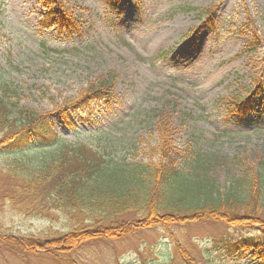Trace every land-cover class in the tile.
<instances>
[{
    "label": "rangeland",
    "instance_id": "rangeland-1",
    "mask_svg": "<svg viewBox=\"0 0 264 264\" xmlns=\"http://www.w3.org/2000/svg\"><path fill=\"white\" fill-rule=\"evenodd\" d=\"M62 1L69 11L53 14L41 0H0V85L12 92L13 118H24L19 109L35 112L61 146L87 145L118 172L166 161L163 146L201 188L173 211L203 207L210 195L244 197L243 179L257 174L264 156V0ZM110 75L109 98L67 107ZM243 100H252L253 111L244 113ZM12 131L0 127V264H52L46 252L20 245L69 232L74 222L56 209L35 215L19 202L29 174L59 147L43 141L41 149V134L33 150L5 147L17 139L7 136ZM203 216L145 228L124 242L87 243L72 257L182 264L178 243L191 264H264V251L230 252L233 242L262 233L258 223Z\"/></svg>",
    "mask_w": 264,
    "mask_h": 264
},
{
    "label": "trees",
    "instance_id": "trees-1",
    "mask_svg": "<svg viewBox=\"0 0 264 264\" xmlns=\"http://www.w3.org/2000/svg\"><path fill=\"white\" fill-rule=\"evenodd\" d=\"M41 2L53 14L61 10L63 13L65 10L69 11L65 9L66 5L62 0ZM206 13L211 16L208 10ZM253 44L257 45L255 41ZM113 79L114 76L110 75L107 79L102 78L91 84L79 101L71 102L67 107L81 110L95 99L109 98L114 87ZM10 93L12 92L8 86L0 85V127L3 130H13L7 136L15 132L17 135V139L5 144V147L24 145L26 150H33L31 140L40 134L41 137L37 140L41 149L45 147L43 141L46 145L59 147L51 154L53 160L45 161L29 174L30 178L26 180L23 191L26 198L19 203L22 209L26 202L33 205L30 212L35 215L48 216L52 209L63 211L74 222L73 229L69 232H54L27 239L19 247L22 252L33 255L46 252L45 255L52 264H78L72 253L87 243L102 240L124 242L137 236L145 228L164 226L177 218L187 219L186 217H196L198 214L199 217L210 215L211 218L226 222L232 219L231 223H258L252 225H260L262 233L233 242L230 252L247 249L264 251V156L259 162L257 174L243 179L244 197L230 194L220 199L210 195L203 207L193 211L179 208L177 212L173 210L186 202L188 192L195 193L194 196L199 195L201 188L189 183L182 171L176 168L175 158H170L163 146L160 150L164 151L166 161L137 164L131 171L118 172L116 167V170L109 167L111 163L104 155L87 145L61 146L56 134L39 127L42 125V116L35 112L19 109L20 116L23 115L24 118H13L15 111L7 104L11 98ZM240 107L244 113L253 111L252 100L241 101ZM175 152L179 160L184 159L181 152ZM138 188H143L144 191L136 193ZM176 248L178 262L191 264L183 258L181 245L177 243Z\"/></svg>",
    "mask_w": 264,
    "mask_h": 264
}]
</instances>
